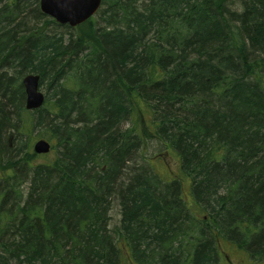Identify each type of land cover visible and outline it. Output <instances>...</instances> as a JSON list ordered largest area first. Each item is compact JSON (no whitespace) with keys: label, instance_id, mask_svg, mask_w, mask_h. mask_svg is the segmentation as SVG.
<instances>
[{"label":"trees","instance_id":"obj_1","mask_svg":"<svg viewBox=\"0 0 264 264\" xmlns=\"http://www.w3.org/2000/svg\"><path fill=\"white\" fill-rule=\"evenodd\" d=\"M239 1L103 0L71 28L0 0V264H224L222 241L264 262V0Z\"/></svg>","mask_w":264,"mask_h":264},{"label":"rangeland","instance_id":"obj_2","mask_svg":"<svg viewBox=\"0 0 264 264\" xmlns=\"http://www.w3.org/2000/svg\"><path fill=\"white\" fill-rule=\"evenodd\" d=\"M226 1L227 4L231 8H233V10L240 2L239 0ZM41 89L43 92H45L44 88ZM39 132L40 130H34L33 136H37ZM24 140H27V138H24ZM42 162L43 159L38 158V160H36L34 163L40 164ZM140 162L141 163L139 164L145 166L147 170H149V173L152 172L165 183L171 182L176 175L180 174V164L178 161V157L175 154L166 153V148L154 138L149 139L147 145L143 147V150H141ZM183 195L185 196L186 201L189 204H192L189 183L183 182ZM110 217L111 220L109 227L111 230H113L116 226H118L120 222V213L118 207L113 208ZM222 249L224 251L222 255L225 260L224 264H264V262H256L250 260L249 258H247L246 254H244L240 250H237L234 246L224 241H222ZM124 256L125 263L123 264H133L132 256L129 252H126Z\"/></svg>","mask_w":264,"mask_h":264},{"label":"water","instance_id":"obj_3","mask_svg":"<svg viewBox=\"0 0 264 264\" xmlns=\"http://www.w3.org/2000/svg\"><path fill=\"white\" fill-rule=\"evenodd\" d=\"M102 6V0H41L40 9L43 14L54 19L60 25H68L71 28L85 23L94 17ZM40 76L29 74L22 80L28 111H36L45 104L46 96L40 88ZM51 144L44 139L34 144V153L37 155L49 154Z\"/></svg>","mask_w":264,"mask_h":264}]
</instances>
